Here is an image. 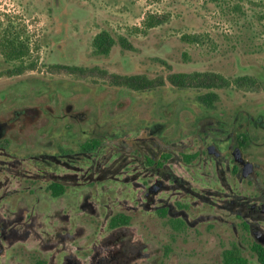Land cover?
<instances>
[{"label":"rangeland","instance_id":"1","mask_svg":"<svg viewBox=\"0 0 264 264\" xmlns=\"http://www.w3.org/2000/svg\"><path fill=\"white\" fill-rule=\"evenodd\" d=\"M8 32L29 44L22 61L34 66L5 74L10 65L0 53V91L25 96L29 106L61 109L68 102L78 109L88 106L102 120L118 123L125 116L132 122L133 98L127 108L116 101L124 90H133L123 82L136 80L141 90L153 89L164 101L182 98L190 105L198 93L208 92L221 107L264 119V0H0V38ZM175 74H199L202 83L175 85L170 82ZM134 96L136 106L147 111L152 101L143 93ZM75 136L85 137L80 130ZM112 163L106 165L115 168ZM84 164L87 168L90 163ZM77 181L76 191L63 194L53 205L44 197L39 212L53 234H69L71 218L79 255L114 233L107 222L116 212L131 219L121 231L155 247L151 258L132 264H202L232 240L248 242L236 216L204 202L189 207L188 227L166 257L162 246L168 231L153 211L138 207L132 178L110 174ZM23 259L10 263L4 256L0 264Z\"/></svg>","mask_w":264,"mask_h":264},{"label":"flooded vegetation","instance_id":"2","mask_svg":"<svg viewBox=\"0 0 264 264\" xmlns=\"http://www.w3.org/2000/svg\"><path fill=\"white\" fill-rule=\"evenodd\" d=\"M18 39L13 49L11 32L0 38L3 62L10 65L5 74H13L14 64L27 65L22 61L28 54L27 42ZM135 82H123L133 90H124L116 101L119 107H133V121L123 116L118 123L100 119L88 106L85 110L68 102L61 109L29 106L25 96L0 91V262L4 256L10 263L24 258L15 264H132L151 258L154 246L121 231L131 220L125 213L110 215L107 227L114 233L86 248L82 256L76 251L71 218L69 234L60 230L53 234L39 212L45 198L53 205L63 194L74 193L77 178L90 181L93 175L117 174L133 179L138 207L153 211L166 227L164 256L171 255L172 242L187 229L189 207L206 202L236 216L248 242L232 240L211 262L202 264H221L223 250L233 245L248 264H264L263 117L221 107L217 96L208 92L198 93L190 105L182 98L164 101L153 89L141 90ZM130 91L152 101L147 111L136 106ZM126 125L133 127L128 130ZM78 130L84 138L77 139ZM109 160L115 168L106 165ZM86 161L90 164L83 168ZM118 214L128 216L129 222L111 224ZM53 219L59 228V217Z\"/></svg>","mask_w":264,"mask_h":264},{"label":"trees","instance_id":"3","mask_svg":"<svg viewBox=\"0 0 264 264\" xmlns=\"http://www.w3.org/2000/svg\"><path fill=\"white\" fill-rule=\"evenodd\" d=\"M18 36L13 34V41H12L13 49H15V46H16L15 44L17 43L16 38L18 39ZM101 38H102V35L99 34L97 39H101ZM97 39H95V41ZM110 41L111 40L109 39L108 42H110ZM20 48H21V43H18L19 53H21ZM102 48H104V49H102ZM106 49H107V47H105V46L100 47V50H102V51H106ZM27 51H29V44L28 43H27ZM33 66H34V63L32 61L27 63V65H25V66H21V65L16 66L14 64L12 69H11V72L12 73L21 72L24 69L33 68ZM198 76H199V74L188 75V76H186L184 74H175V75H173L172 78H170V80H171L170 82H172L175 85H186V84H193V82L196 81L197 82L196 84H200L202 82H199L200 78ZM131 83L133 84V81ZM116 221L128 223L129 217L124 215V214H118L112 218L111 224H115ZM239 252H240L239 249L235 245H233L230 248H225L222 252L221 264H248L247 259L245 257L241 256V254ZM261 258H262L261 260L263 261L262 256H261Z\"/></svg>","mask_w":264,"mask_h":264}]
</instances>
